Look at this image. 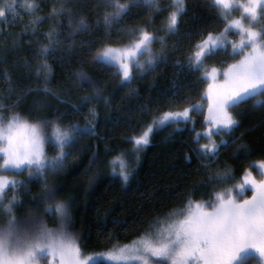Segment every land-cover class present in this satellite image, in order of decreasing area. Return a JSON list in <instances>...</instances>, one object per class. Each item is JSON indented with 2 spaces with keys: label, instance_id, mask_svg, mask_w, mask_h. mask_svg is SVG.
I'll list each match as a JSON object with an SVG mask.
<instances>
[{
  "label": "snow or ice",
  "instance_id": "6c2138e0",
  "mask_svg": "<svg viewBox=\"0 0 264 264\" xmlns=\"http://www.w3.org/2000/svg\"><path fill=\"white\" fill-rule=\"evenodd\" d=\"M86 0H60L59 6L53 2L47 14L33 15L41 10L38 0H0V17L7 19L11 12L15 18L21 15L23 8L29 15L24 24V31L31 30V35H39L47 39V43L39 44L20 63H15L12 70L22 68L27 75L35 74L42 87L29 84L24 91L16 96L13 105L0 103V109L5 107L20 108L27 96L32 92H42L45 97H52L56 103L48 99H33L32 107L27 113L19 111L0 110V264H99L94 257H105L113 264H240L241 257L250 250L255 253L251 264H264V161L255 162L260 171L253 174L251 165L243 169L240 179L222 190L212 191L208 199H194L187 196L183 207L168 217V223L155 234H147L132 245H122L101 252L84 255L79 244V235L70 230L72 213L70 198L57 199L62 188L49 182V177L60 172L65 167V161L74 156V148L78 138L84 135H94L98 109L91 107L84 125L65 123L63 117L67 110L60 111L57 104H67L60 92L51 84L54 69L49 59L63 60L65 56H56L62 43H67V51H71L76 41L77 33L99 31L104 28V36L99 41L93 63L101 68L106 65L113 69V75L120 77V86L130 84L135 78V67L144 72L153 71L160 62L169 57L166 37L179 33L181 19L188 12V0H94L93 7L104 5L101 14L97 15L95 23L90 24L87 17L80 13ZM141 4L146 5L152 15L142 25H132L127 28L117 27L130 15L133 9ZM218 22L224 27L217 33L201 31L199 38L191 45V50L185 60H176L174 65L178 70L200 73L198 80L207 81L202 93V99L189 103L182 109L164 110L153 113L150 107L142 109L148 117L145 126L139 132H133L127 139L132 144L130 151L138 154L141 148L151 142L159 128L173 124L177 128L181 124L193 121V112H203V98L207 99V110L204 112L202 130H196L192 136L193 143L205 138L207 143L198 144L191 149L195 153L198 164L195 171L203 177L197 180L190 189L209 184H224L234 178V169L226 161L211 167L213 161L220 159L218 153L228 145L227 137L232 136L239 127L241 115L239 109L242 103L253 99V107L264 109V0H246L237 4L242 9V18H230L233 0H205ZM166 15L160 16V14ZM102 16V18H101ZM160 16L161 25L154 31H149L153 21ZM65 19L70 31L62 37ZM45 20L51 21L48 29L38 32L37 29ZM212 26L218 27V23ZM115 28V32L113 29ZM239 33L238 41L229 39V30ZM157 32L163 35H157ZM123 39L121 46H115L111 38ZM159 42V50H153V45ZM83 43V41H81ZM229 44L231 48L229 49ZM15 43L5 51L2 61L6 62L8 51L15 52ZM89 52L92 48L88 49ZM175 51V49H173ZM230 57H239L227 63L226 67L210 69L205 61L221 53ZM145 57L141 60V57ZM36 61L33 67V61ZM42 74V75H41ZM3 77L11 81L9 70L5 69ZM80 81L78 86L92 89L95 95L85 94L77 103L71 104V112L79 113L93 100L99 102L103 88L97 87V81L82 69L77 73ZM20 87V85H16ZM14 86L9 83L7 90L13 92ZM105 105L109 98L104 97ZM51 110V114L40 113L38 110ZM33 112H37L33 116ZM151 113V114H150ZM220 135L219 141L213 137ZM235 139V137H233ZM51 143L58 151L49 156L47 147ZM236 149H244L248 154V146L241 141ZM96 153H93L92 160ZM127 151L121 153L108 164L112 172L127 183L133 172L124 158ZM192 157L185 155V162ZM119 162V169L116 162ZM27 169V179L18 180L9 176L8 172H23ZM206 177V179L204 178ZM40 182L42 191L38 198L44 201L43 208L39 204L25 205L20 189L27 188L30 180ZM12 195L8 196V190ZM251 195H245V191ZM241 197H243L241 199ZM26 207V211H21ZM55 216L57 226L50 228L45 217Z\"/></svg>",
  "mask_w": 264,
  "mask_h": 264
},
{
  "label": "trees",
  "instance_id": "16d2710c",
  "mask_svg": "<svg viewBox=\"0 0 264 264\" xmlns=\"http://www.w3.org/2000/svg\"><path fill=\"white\" fill-rule=\"evenodd\" d=\"M38 2L41 4V10L33 15L47 14L53 2L58 7L60 0ZM93 2L94 0H86L84 7L80 9V13L87 17L90 24L95 23L97 15L101 14L104 7V5L93 7ZM17 3H21V0H17ZM19 11L21 15L15 19H12L11 12L7 13V19L0 17V61L13 43L17 46L15 52L8 51L6 62H0V103L6 106L13 105L16 96L29 84L33 87H42L35 74L27 75L24 69L18 67L15 71L12 70L14 62L18 64L30 56L31 51L38 46L37 40L39 44L47 43L44 36L34 37L30 29L24 31L23 26L28 22L29 15L23 8ZM132 11L134 15L125 17L117 27L142 25L152 15L151 10L143 4ZM163 15L166 13L160 14ZM160 16L153 21L149 31L160 27L162 22ZM50 23L51 21L45 20L37 31H46ZM217 23L218 27L212 26ZM223 27L224 23L216 20L211 9L206 6L205 0H188V12L181 19L179 33L166 37L168 59L157 64L153 71L144 72L141 68L135 67V78L123 87L120 86V77L112 74L113 69L110 66L101 68L91 59L99 47L100 39L109 40L104 36L103 26L99 31L77 33L73 37L76 44L71 51H67L66 42L62 43L61 50L55 55L65 56V59H49L48 62L54 69L51 84L60 92L63 99L69 101L67 104H57L60 111L67 110L68 114L63 117L64 122L84 125L86 117L92 119L88 109L91 107L98 109L95 134L78 138L74 156L65 161V167L61 170L63 175L61 180L59 179L61 195L70 198V211L73 217L70 230L79 235L78 242L82 252H101L127 245L148 232L152 225L168 219L181 209L184 206L182 201L187 196L206 200L212 191L222 190L236 183L243 169L250 165V170L255 172L254 174L257 173L254 167L258 169V165L255 162L264 161V109L253 107L252 98L237 110L241 112L238 117L241 123L232 136L227 137L229 141L227 147L218 153L220 159L213 161L211 165L215 169L216 164L226 161L234 169V178L227 183L216 184L215 188L205 184L194 192L190 191L192 185L203 177L202 173L195 171L198 161L195 153L191 151V134L204 127L206 97L202 101L204 111L192 113L195 128L192 127L193 121H188L186 125L182 123L178 128L173 124L159 128L151 135V142L141 148L138 158L136 153L130 151L132 144L127 139L133 132H139L145 126L148 117L143 114L144 107H150L153 113H159L168 109H182L187 104L202 99L206 82L197 79L200 73L179 71L174 61L186 59L191 45L199 38L201 31L217 33ZM69 31L65 19L62 37ZM229 31L235 34L234 31ZM157 35L163 33L157 32ZM111 42L115 46H121L124 40H117L113 36ZM152 47L155 51L159 50L161 45L157 42ZM89 48H92L91 52L88 51ZM227 55L222 52L210 57L205 61V65L208 68L217 66ZM144 59L142 56L141 60ZM35 63L34 60L33 67ZM5 69L9 70L11 81L4 79ZM81 69L93 77L97 81V87L103 88L104 91L100 93L99 102L93 100L81 112L72 113L71 104L77 103L81 96L95 95L87 86L77 90L80 84L77 73ZM9 83L14 86L11 95L7 90ZM104 97L109 98L107 105ZM33 99H48L56 103L52 97H45L42 92H32L20 108L5 107L0 110L27 113L32 107ZM38 112L51 114V110L40 109ZM32 114L35 116L38 113ZM241 141L248 146L247 155L244 149H236V145ZM125 151L127 155L124 158L133 172L127 183L114 174L108 164ZM94 152L96 155L92 160ZM186 154L192 157L190 162H185ZM116 167L119 169L118 161ZM39 187L40 182L33 179L27 185L30 190L21 188L20 193L24 190L27 202L35 204L34 195H37ZM98 262L108 264L104 261Z\"/></svg>",
  "mask_w": 264,
  "mask_h": 264
},
{
  "label": "rangeland",
  "instance_id": "374dc122",
  "mask_svg": "<svg viewBox=\"0 0 264 264\" xmlns=\"http://www.w3.org/2000/svg\"><path fill=\"white\" fill-rule=\"evenodd\" d=\"M244 2H246V0H233V8L232 9H230V18H233V19H235V18H242L243 16H244V14H243V12H242V9L240 8V7H238L237 6V4H239V3H244ZM16 18V17H15ZM14 17L12 18V19H15ZM230 30H232V31H234V33L235 34H232V35H230V37H229V39L231 40V41H233V42H235V41H238L239 40V33L238 32H236V30L235 29H230ZM231 48V44H230V46H229V49ZM238 59L239 57H235V56H233V57H230V56H226V57H224V59L223 60H221L220 61V63H219V65H217V66H215V67H217L218 69H222L223 67H226V64L227 63H230V62H232V60H234V59ZM211 68V67H210ZM209 68V69H210ZM180 71V70H179ZM205 82H206V84H207V81L206 80H204ZM253 99H256V98H252L251 100V102H253ZM248 102V101H247ZM246 102V103H247ZM242 104H244V103H242ZM240 105V107L241 106H243V105ZM206 110H207V106H206V109H205V112H206ZM238 109H234L233 111H237ZM206 125H204V127H205ZM203 129V127L202 128H200V129H198V130H202ZM159 133H160V131H159ZM193 134H194V132L191 134V140H192V136H193ZM215 140H217V141H219L221 138L219 137V136H217V135H215L214 137H213ZM204 143H207V140L205 139V138H201L197 143H193V141H192V143H191V146H192V149L193 148H195V147H197L198 146V144H204ZM50 145L47 147V151H48V155L49 156H51V155H53V154H55V152H57L58 151V149L57 148H55V147H53V145L51 144V143H49ZM194 145V146H193ZM50 148V149H49ZM255 172H253V174H254ZM7 175H9V176H14L16 179H18V180H24V179H27L28 177H27V169H25L23 172H20V173H17V172H8V173H6ZM62 175H63V171H60V172H58L55 176H50L49 177V181H50V183H55V184H58L59 186H60V184H59V182H60V178L62 177ZM255 175V174H254ZM60 179V180H59ZM33 180V179H32ZM31 181V180H30ZM42 191V189H41V187H39L38 188V193H37V195H34V201H36V203L35 204H40L39 206H40V208L42 209L43 208V205H44V202H43V200L42 199H39L38 198V194L40 193ZM7 195L8 196H11L12 195V190L11 189H9L8 190V192H7ZM19 195H21V196H23V199H24V201H25V205H27L28 204V202H27V197H26V193L24 192V190H22L21 191V193L19 194ZM57 199H65V197H63L62 195H61V193L57 196ZM32 202V201H31ZM43 202V205L41 204ZM33 204V203H32ZM27 209H26V207L25 208H23L21 211L23 212V211H26ZM45 220H46V222H47V224H48V226L50 227V228H55L56 226H57V219H56V217L55 216H50V217H45ZM168 223V219H163L160 223H156V224H154V225H152L151 226V228L148 230V232H146V233H143V234H141L138 238H136V240H134L133 242H131V243H129V244H127V245H132L134 242H137L139 239H141V238H147V234H149V233H151V234H155L157 231H159L160 230V228L162 227V226H164V225H166ZM113 248V247H112ZM111 248V249H112ZM117 248H119V247H117ZM110 250V249H109ZM94 252H96V251H85V252H83V254L84 255H89V254H91V253H94ZM249 254L248 255H245V256H242L241 257V262H240V264H251V259H252V257L255 255V253H253V252H251V250L248 252ZM94 260H96V261H104V262H106V263H108V264H113V262L112 261H109V260H107L105 257H102V256H99V257H94L93 258Z\"/></svg>",
  "mask_w": 264,
  "mask_h": 264
},
{
  "label": "flooded vegetation",
  "instance_id": "af4514ba",
  "mask_svg": "<svg viewBox=\"0 0 264 264\" xmlns=\"http://www.w3.org/2000/svg\"><path fill=\"white\" fill-rule=\"evenodd\" d=\"M249 100V99H248ZM252 104H253V102H252ZM217 136H219L220 138H221V136L220 135H217ZM227 139V138H226ZM254 169H255V171L257 170V173L260 171V169L258 168V169H256V167H254ZM256 173V174H257ZM245 195H251V192L250 191H245ZM243 197H241V199H242Z\"/></svg>",
  "mask_w": 264,
  "mask_h": 264
}]
</instances>
